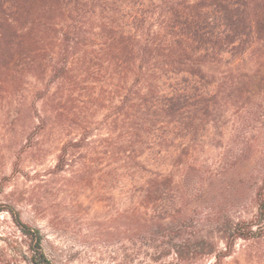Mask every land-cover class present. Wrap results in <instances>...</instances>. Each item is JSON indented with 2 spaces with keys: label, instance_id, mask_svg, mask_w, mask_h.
<instances>
[{
  "label": "trees",
  "instance_id": "1",
  "mask_svg": "<svg viewBox=\"0 0 264 264\" xmlns=\"http://www.w3.org/2000/svg\"><path fill=\"white\" fill-rule=\"evenodd\" d=\"M63 116L83 135L107 121L94 153L141 182L128 217L153 261L264 264V0H0L2 161ZM250 165L238 214L221 200L187 214ZM18 223L31 264H53L39 229Z\"/></svg>",
  "mask_w": 264,
  "mask_h": 264
},
{
  "label": "rangeland",
  "instance_id": "2",
  "mask_svg": "<svg viewBox=\"0 0 264 264\" xmlns=\"http://www.w3.org/2000/svg\"><path fill=\"white\" fill-rule=\"evenodd\" d=\"M103 118L101 115L100 120ZM50 122L54 127L34 133L17 158H7V150L2 161L0 145V264H31L29 239L18 220L39 229L43 250L53 264H158L146 246L150 235L132 231L128 217L130 207L141 198V182L107 174L111 167L108 161L94 153L104 149L103 140L109 132L107 121L102 120L86 135L66 125L64 116L47 118L49 125ZM82 137L87 139L80 146H70L65 165L59 164L63 145ZM252 169L250 165L225 174L216 187L217 193L198 196L197 204L191 203L186 209L187 214L208 210L217 200H221L219 206L223 209L238 214L241 204L246 205L252 195L254 180L246 179ZM195 182L187 179L179 184L193 192ZM170 199L166 195L160 198L159 210L163 214ZM251 210L255 208H250L246 216ZM165 259L171 260L172 256ZM237 260L235 255L226 264H237Z\"/></svg>",
  "mask_w": 264,
  "mask_h": 264
}]
</instances>
